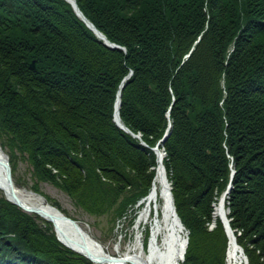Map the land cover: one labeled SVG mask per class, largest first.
I'll return each mask as SVG.
<instances>
[{
	"label": "trees",
	"instance_id": "16d2710c",
	"mask_svg": "<svg viewBox=\"0 0 264 264\" xmlns=\"http://www.w3.org/2000/svg\"><path fill=\"white\" fill-rule=\"evenodd\" d=\"M75 2L124 51L65 0H0V148L14 183L68 215L40 190L50 184L113 228L149 193L164 149L182 264H226L213 212L228 184L236 243L264 264V0ZM121 84L119 118L139 139L113 121ZM0 264L93 263L0 190Z\"/></svg>",
	"mask_w": 264,
	"mask_h": 264
},
{
	"label": "bare ground",
	"instance_id": "6f19581e",
	"mask_svg": "<svg viewBox=\"0 0 264 264\" xmlns=\"http://www.w3.org/2000/svg\"><path fill=\"white\" fill-rule=\"evenodd\" d=\"M117 110L118 107H116L114 118L121 125ZM4 158L0 148V160ZM162 158L161 152L157 158V168L151 189L137 205L135 224L138 229L148 227V243L147 245L140 244L138 247L127 248L119 256L108 254L106 249L90 235L85 226L78 224L79 228H75L70 222L61 220L59 213L51 209L49 203L42 196L16 185L14 181L13 191L22 208H38L42 212L52 215L51 224L58 240L64 246L88 256L93 264H182L188 238L173 207L170 184L162 166ZM4 175V170L0 166V190L6 198L10 199L11 188L8 186ZM224 198L225 195L221 196L214 206V218L222 216V213L226 215ZM159 199L162 202L160 208L158 207ZM244 256L243 251L237 247L236 240L230 235L226 250L227 264H247Z\"/></svg>",
	"mask_w": 264,
	"mask_h": 264
},
{
	"label": "rangeland",
	"instance_id": "374dc122",
	"mask_svg": "<svg viewBox=\"0 0 264 264\" xmlns=\"http://www.w3.org/2000/svg\"><path fill=\"white\" fill-rule=\"evenodd\" d=\"M16 175L19 177H23L25 179H29L28 166L25 162L23 161L18 162ZM26 189L29 190L28 188ZM40 190L45 195L56 200L59 203L60 208L64 210L68 215H66L65 213L61 212L60 210L54 207L55 209H57L60 213L64 214L65 216L75 220L81 226H85L87 231L90 233V235L93 238H95V240H97V242L100 243L103 246V248L106 249V252L108 254L112 256H119L123 254L127 250V248L138 247V245L140 244L147 245L149 239V233L147 229L148 227L146 226L138 229L135 224L137 207L134 215L128 217V218L130 217L133 218L132 222H130L128 218L127 219L123 218L117 221L115 223V226L111 228L106 226V219L104 217L90 216L85 212H83L81 209L76 208L73 205L71 199L65 193L56 189L52 185L47 183L41 184ZM226 195L227 194H225V196ZM161 204H162L161 199H159L158 201L159 208L161 207ZM213 226L214 224H211L209 226V229L213 228ZM225 263L227 264L226 258H225Z\"/></svg>",
	"mask_w": 264,
	"mask_h": 264
},
{
	"label": "water",
	"instance_id": "95a60500",
	"mask_svg": "<svg viewBox=\"0 0 264 264\" xmlns=\"http://www.w3.org/2000/svg\"><path fill=\"white\" fill-rule=\"evenodd\" d=\"M67 3H69L70 5H71V7H72V9H73V11H74V13L76 14V16L86 25V27L88 28V29H90L93 33H94V35L98 38V39H100L107 47H109V48H112V49H121V50H123L124 51V48H122V47H120V46H117V45H115V44H113V43H110L105 37H104V35H102L93 25H92V23H90L84 16H83V14L81 13V11L79 10V8L77 7V5H76V2H75V0H71V2H70V0H65ZM31 67L32 68H35V63L34 62H32L31 63ZM130 75H131V72L123 79V81L122 82H124L125 80H127L129 77H130ZM122 86H123V84H121L120 85V87H119V91L117 92V96H116V102H115V107H114V114H113V117H115V112H116V107H118V109H119V107H120V97H121V94H120V89L122 88ZM116 103H117V106H116ZM117 115H118V110H117ZM119 117V116H118ZM113 121L115 122V124L120 128V129H122L123 131H125V132H127V133H129L132 137H134V138H137V139H139L140 137H139V135H135V134H133V133H131L122 123H121V125L120 124H118L117 122H116V120H115V118H113ZM168 135H169V133L168 132H166L165 134H164V136H163V138L159 141V143L158 144H163L164 142H165V140L167 139V137H168ZM143 144V143H142ZM2 150V149H1ZM153 151H154V153H155V155H156V158H158V155L159 154H161V152H162V154H163V157L165 156V151L162 149V150H159L157 147H154L153 148ZM3 152V151H2ZM3 154H4V159H2V160H0V166L3 168V170H4V178H5V180H6V182H7V184H8V186L11 188V191H10V199H8V198H6L9 202H11L12 204H14V205H16L17 207H19L22 211H24V212H26V213H29V214H36V215H38L39 217H43V218H45L46 219V221H49V222H51L52 220H53V216L52 215H49V214H46V213H44V212H42L41 210H39L38 208H32V207H30V208H22L21 206H20V201H19V199H18V197L14 194V191H13V179H12V177H11V172H10V165H9V162H8V157H7V155L3 152ZM158 162V161H157ZM164 169V168H163ZM234 173V171H232V173H231V176H232V174ZM170 184V183H169ZM231 187H232V185L231 184H228V186H227V189H226V191L223 193V195H225V194H228L229 193V191H230V189H231ZM170 195H171V199H172V203H173V197H172V194H171V186H170ZM222 195V196H223ZM49 207L51 208V209H53V210H55L57 213H59V216H60V218H61V220H65V221H68V222H70L75 228H79L78 227V223L75 221V220H73V219H71V218H69V217H67V216H65L64 214H62V213H60L57 209H55L54 207H52V206H50L49 205ZM174 207V206H173ZM229 212V210L228 209H226L225 210V213L227 214ZM215 212H213V214H214ZM219 219L221 220V222H222V224H223V226H224V229H225V232H226V234H227V236H228V238L230 237V235L233 237V239H235V237H234V235H233V232H232V230L230 229V226H229V220L226 218V215H224V213H222V216H220L219 217ZM186 246H187V242H186ZM67 247V246H66ZM237 247L242 251V249L240 248V246H238L237 245ZM68 248V247H67ZM186 248V247H185ZM70 249V248H69ZM72 250V249H71ZM72 251H74V250H72ZM75 253H77V254H79V255H82V256H84L86 259H88L89 261H91L90 259H89V257L88 256H86V255H84V254H81V253H78V252H76V251H74ZM245 257V256H244ZM245 260H246V263H247V259H246V257H245ZM92 262V261H91Z\"/></svg>",
	"mask_w": 264,
	"mask_h": 264
}]
</instances>
